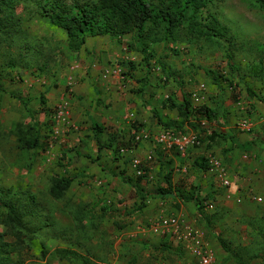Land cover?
<instances>
[{"label": "rangeland", "instance_id": "obj_1", "mask_svg": "<svg viewBox=\"0 0 264 264\" xmlns=\"http://www.w3.org/2000/svg\"><path fill=\"white\" fill-rule=\"evenodd\" d=\"M87 4L97 2L0 0V214L12 205L22 221L13 258L198 264L183 232L151 230L159 217L176 216L184 229L189 217L188 230L214 264H264V13L247 0H203L169 34L166 8L146 0L158 19L141 32L119 25L112 35L71 43L42 11L68 14ZM164 5L178 10L183 2ZM184 100L186 119L177 110ZM94 124L103 128L100 145ZM163 130L195 136L194 149L203 148V167L191 160L186 170H214L207 161L214 157L206 158L213 152L223 170L249 171L233 188L215 174L201 184L194 173L174 175L169 190L166 173L182 161L171 167L155 140ZM61 178L72 183L52 198ZM191 195L199 207L186 201Z\"/></svg>", "mask_w": 264, "mask_h": 264}, {"label": "trees", "instance_id": "obj_2", "mask_svg": "<svg viewBox=\"0 0 264 264\" xmlns=\"http://www.w3.org/2000/svg\"><path fill=\"white\" fill-rule=\"evenodd\" d=\"M97 5L87 4L84 7L72 13L52 12L46 6L43 7V13L50 22L57 27L62 28L71 43L85 35L92 37L107 36L114 34L117 29L115 26H125L135 28L141 32L148 21L155 22L158 16L146 5V0H95ZM164 6L161 13L162 20L166 23L165 31L172 33L183 21L188 7L199 9L202 7L203 0H179L183 2V7L178 10H172L164 5L165 0H159ZM254 8L264 13V0H247ZM180 4V3H179ZM104 18V21L101 20ZM227 59L230 66L229 56ZM255 71V70H253ZM248 91V89H247ZM189 102L183 101L182 107L177 108L180 114L186 119L189 117ZM103 128L99 124L91 126V133L97 145H100V136ZM36 141L34 145H36ZM203 159L197 162L199 167H203ZM165 182L168 189L172 188L170 174L165 176ZM71 180L69 178H61L51 184L49 195L52 198L61 197L70 187ZM186 201L192 202L197 207L200 206L199 201L194 196H190ZM5 214H0V226L5 230L0 234V264H21L20 261L13 258V254L17 252V247L22 242L21 234V216L17 213L12 205H4ZM13 239V242L7 241Z\"/></svg>", "mask_w": 264, "mask_h": 264}, {"label": "built area", "instance_id": "obj_3", "mask_svg": "<svg viewBox=\"0 0 264 264\" xmlns=\"http://www.w3.org/2000/svg\"><path fill=\"white\" fill-rule=\"evenodd\" d=\"M63 109L60 108L56 114V119H61L63 117ZM146 137V136H145ZM158 144H161L164 150L170 152L171 150H175L181 157H184L188 154L189 151L194 149L199 145V142L195 136H192L187 133L182 132H170V131H161L159 136L155 138ZM135 144H138L141 141V137L136 135L134 137ZM123 152V151H121ZM215 160V159H214ZM132 165L138 164L136 160H133ZM212 167L214 168V172L217 174L216 176L221 179L224 185H227L224 175L225 170L221 168L220 163L215 160L211 162ZM141 172H138L140 174ZM260 201V199H258ZM160 229L163 233L171 237H178V233L183 232V238L190 243V251L191 255L195 257L198 261V264H214V256L212 253L205 247L202 243L201 239L190 230H187L185 233L183 226H181V221L176 216H161L158 218V222H154L151 224V230ZM180 237V235H179Z\"/></svg>", "mask_w": 264, "mask_h": 264}, {"label": "crops", "instance_id": "obj_4", "mask_svg": "<svg viewBox=\"0 0 264 264\" xmlns=\"http://www.w3.org/2000/svg\"><path fill=\"white\" fill-rule=\"evenodd\" d=\"M202 151H203V148L202 147H198L196 149H193V150L189 151L188 154L186 156H184V157H181L177 152H176L177 157H175V156L172 155V152L171 153L169 152V159L170 160L173 159V162H174V163L171 162V167L178 166V164H179L178 162H181L182 161V165H181L182 169H179V170H172V169L171 170H168V172L166 173V175L167 174H170V176H174L175 175L176 177L179 176V177H183L184 179L186 178L187 180L188 179L191 180L190 174L191 173H194V179H196V182L195 183H197V184H201L202 183L201 181H206L207 182V177H209V176L211 178H213V180L216 181V179H214V177H213V174H215V175H217V174L213 170H205V171L204 170H199V172H198L197 170H190L189 171V170H186V168H185V164H187L191 160H193V162L197 164V162L200 161V159H202V158H200L201 156H199V155H201V153H203ZM121 154L124 155L123 152H121ZM178 155L180 156V158L182 160L178 157ZM210 155H213V156H210ZM208 157H214V158L209 159ZM230 157H232V156H229L228 159H230ZM206 158H208L207 161L210 162V163L212 161H215L216 159L221 160L220 157L218 155H216L215 153H213V152H210V154H208ZM130 161H132V158L130 159ZM248 171L249 170H225L224 177L226 178V181L229 182L231 184V187L233 188V187H235V185H237L239 182H241V179H240V177L238 175L239 174L246 173ZM250 172H251V170H250ZM128 173H131L130 170H128ZM187 176H188V178H187ZM236 179H238V181H235ZM155 180H158V177H155ZM174 181L175 180H173V178H172L171 179V185H172V187H173V184L172 183ZM172 211L174 213H176V210L175 209H172ZM189 221H190L189 217H186V219L183 220L184 226L187 227V228L184 229V232L185 233L187 232V230L189 228L187 225H191L189 223ZM198 237L200 239H202L200 235H198Z\"/></svg>", "mask_w": 264, "mask_h": 264}]
</instances>
